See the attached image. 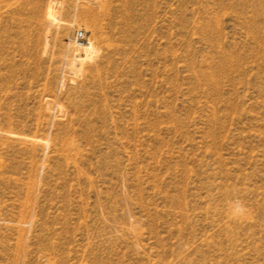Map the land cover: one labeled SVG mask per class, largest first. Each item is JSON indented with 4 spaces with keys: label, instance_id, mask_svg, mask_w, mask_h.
I'll return each instance as SVG.
<instances>
[{
    "label": "rangeland",
    "instance_id": "obj_1",
    "mask_svg": "<svg viewBox=\"0 0 264 264\" xmlns=\"http://www.w3.org/2000/svg\"><path fill=\"white\" fill-rule=\"evenodd\" d=\"M0 264H264V0H0Z\"/></svg>",
    "mask_w": 264,
    "mask_h": 264
},
{
    "label": "clouds",
    "instance_id": "obj_2",
    "mask_svg": "<svg viewBox=\"0 0 264 264\" xmlns=\"http://www.w3.org/2000/svg\"><path fill=\"white\" fill-rule=\"evenodd\" d=\"M234 210L237 212V213H242L243 212V205L239 202V201H236L234 203Z\"/></svg>",
    "mask_w": 264,
    "mask_h": 264
},
{
    "label": "built area",
    "instance_id": "obj_3",
    "mask_svg": "<svg viewBox=\"0 0 264 264\" xmlns=\"http://www.w3.org/2000/svg\"><path fill=\"white\" fill-rule=\"evenodd\" d=\"M76 38H77V39H82V38H83V34H82L81 31H78V32L76 33Z\"/></svg>",
    "mask_w": 264,
    "mask_h": 264
},
{
    "label": "bare ground",
    "instance_id": "obj_4",
    "mask_svg": "<svg viewBox=\"0 0 264 264\" xmlns=\"http://www.w3.org/2000/svg\"><path fill=\"white\" fill-rule=\"evenodd\" d=\"M48 14L51 15L52 13L49 11ZM87 50L92 53L94 51V48H93L92 45H89V47L87 48Z\"/></svg>",
    "mask_w": 264,
    "mask_h": 264
}]
</instances>
